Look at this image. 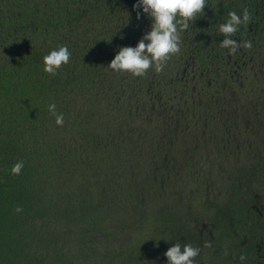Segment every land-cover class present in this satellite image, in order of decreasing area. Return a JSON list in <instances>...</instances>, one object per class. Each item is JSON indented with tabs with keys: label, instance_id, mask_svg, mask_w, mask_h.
I'll list each match as a JSON object with an SVG mask.
<instances>
[{
	"label": "trees",
	"instance_id": "obj_1",
	"mask_svg": "<svg viewBox=\"0 0 264 264\" xmlns=\"http://www.w3.org/2000/svg\"><path fill=\"white\" fill-rule=\"evenodd\" d=\"M134 3L0 0V264H165L172 243L198 246L196 164L119 109L108 63ZM64 44L69 62L43 71Z\"/></svg>",
	"mask_w": 264,
	"mask_h": 264
},
{
	"label": "flooded vegetation",
	"instance_id": "obj_2",
	"mask_svg": "<svg viewBox=\"0 0 264 264\" xmlns=\"http://www.w3.org/2000/svg\"><path fill=\"white\" fill-rule=\"evenodd\" d=\"M129 10L123 45L150 26ZM229 12L248 16L230 34L235 51L218 32ZM199 15L186 30L181 21L180 51L162 71L120 72L119 109L158 141L166 129L169 152L196 164L188 170L198 173L196 264H264V0H207ZM222 205L227 215L206 214Z\"/></svg>",
	"mask_w": 264,
	"mask_h": 264
},
{
	"label": "clouds",
	"instance_id": "obj_3",
	"mask_svg": "<svg viewBox=\"0 0 264 264\" xmlns=\"http://www.w3.org/2000/svg\"><path fill=\"white\" fill-rule=\"evenodd\" d=\"M207 0H135L134 9L137 18L146 14L150 21L147 31H144L135 45L120 46L114 57L108 63V67L116 72H127L134 76H143L147 70L155 66L162 71L165 62L171 55L180 51V27L187 29L190 21H194L204 11ZM235 12H229L228 18L218 26V32L226 34L222 40V46L230 51H235L237 41L231 38L232 33L247 20ZM250 46V45H249ZM71 52L66 44L49 49L42 56L43 71L55 75L62 64H67ZM56 117L58 125L63 124V114H57L55 104L48 105ZM23 167L22 161L13 164L11 171L18 174ZM200 248L192 244L172 243L166 251L165 264H196Z\"/></svg>",
	"mask_w": 264,
	"mask_h": 264
}]
</instances>
